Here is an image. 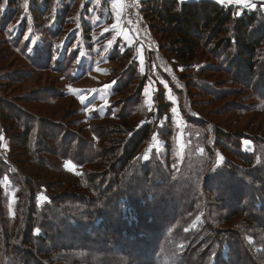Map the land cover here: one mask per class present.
<instances>
[{"label": "rangeland", "instance_id": "374dc122", "mask_svg": "<svg viewBox=\"0 0 264 264\" xmlns=\"http://www.w3.org/2000/svg\"><path fill=\"white\" fill-rule=\"evenodd\" d=\"M212 1L236 15L264 13V0ZM124 2L128 22L115 20L112 0H0V161L5 164L0 171V259L2 244L12 240L10 233L32 209L25 185L12 182L13 174L35 186L32 199L36 193L37 208L49 203V195L76 189L87 194L82 180L106 172L121 156L130 131L147 123L153 132L136 155L139 175L149 170L172 181L173 175L183 173L184 179L192 180L190 186L180 184L177 189L187 188L189 193L178 208L189 207L188 226L197 227L204 210L213 212L216 224L226 230L247 225L240 216H226L227 221L220 222V203L215 200L220 199V186L207 176L220 173V166L226 160L233 162L236 152L233 145L223 148L215 133L242 136L238 138L241 153L262 161L258 151H264V88L260 89L259 80L226 70L230 64L225 57L208 46L198 48L189 64L176 60L169 50L170 34L143 13L142 3L135 9L133 0ZM41 5V12L34 15L30 7ZM121 30L134 38L130 46ZM137 30L154 51L139 46ZM185 79L191 88L185 86ZM196 83L208 88L199 91ZM179 89L183 90L177 97ZM160 94L170 103L169 118L162 114ZM27 127L34 143L29 152L21 149L18 138ZM60 131L80 139L79 146L70 147L72 151L92 144L85 165L59 157ZM44 132L51 138L45 139ZM127 207L122 210L130 219ZM35 220L33 236L43 231V220ZM244 237L253 243L249 235Z\"/></svg>", "mask_w": 264, "mask_h": 264}, {"label": "trees", "instance_id": "16d2710c", "mask_svg": "<svg viewBox=\"0 0 264 264\" xmlns=\"http://www.w3.org/2000/svg\"><path fill=\"white\" fill-rule=\"evenodd\" d=\"M141 3L143 13L170 34L169 50L176 60L189 64L196 58L198 48L208 46L225 57L230 64L226 70H232L236 77L259 80L260 89L264 88V60H261L264 59L261 50L264 13L243 11L236 15L212 0H142ZM42 7L30 8L37 15ZM150 26L153 28L151 23ZM185 80V86L191 88L189 79ZM196 86L199 91L208 88L197 83ZM180 90L183 89L177 90V97ZM159 97L162 114H166L170 103L164 95ZM170 115L168 112L167 117ZM27 131L28 127L18 138L22 139L21 149L29 152L34 143ZM152 132L149 123L130 131L121 156L115 157L109 169L98 177L89 175L82 180L87 194L76 189L66 195H49V203L41 208L36 206V193L32 199L35 186L13 174L12 182L25 185L32 209L30 214L26 210L25 221L19 220L18 228L10 233L12 240L2 244L0 264H264V151H258L262 161L257 160L239 150L238 138L242 136L221 132L218 137L215 133L223 148L236 146V152L232 153L234 161L226 160L220 166L224 179L220 184V199H215L220 203V222L227 221L226 216H240L247 225L238 224L235 230H226L216 224L218 219L213 212L204 210L201 223L191 228L189 207L178 210L179 202L185 197L188 200L189 193L187 188L177 189L180 184L190 186L192 180L184 179L183 173L173 175L172 181L161 174H149V170L139 175L136 155ZM62 134L60 131L58 135L62 151L59 157L85 165L93 152L92 144L72 151L70 147L79 146L80 139L77 137L75 141L74 135L70 138L67 132ZM43 137L51 138L48 132ZM67 139L68 148L64 151ZM0 164L1 171L5 164L1 161ZM78 187L81 188L79 184ZM236 190H240L238 197L234 195ZM126 205L132 213L130 219L122 210ZM35 219L43 220V231L33 236ZM246 235L253 243L247 242ZM35 238L37 243L33 242ZM17 240L20 243L14 242Z\"/></svg>", "mask_w": 264, "mask_h": 264}, {"label": "crops", "instance_id": "0c3cea01", "mask_svg": "<svg viewBox=\"0 0 264 264\" xmlns=\"http://www.w3.org/2000/svg\"><path fill=\"white\" fill-rule=\"evenodd\" d=\"M180 1L188 2L189 0H180ZM192 1H198V0H192ZM190 2H191V0H190ZM140 3H141V1L140 2L138 1L137 6L134 8L138 9ZM112 7H113V11H114L115 20L124 21V19H125L126 22H128V18L126 17V15H124V7H126L124 0H112ZM133 13H134V15H136L135 12H133ZM138 28H139V26H138ZM127 31H128V33H130V31L128 29H127ZM125 34H126V32L121 30L120 35H122V38H124L126 40V43L130 46L131 43L134 41V38L130 39ZM137 36L141 42V44L139 46H141L143 49L146 48L147 52L154 51L151 48V46L147 43L148 41L144 38V35L139 33L138 30H137Z\"/></svg>", "mask_w": 264, "mask_h": 264}, {"label": "snow or ice", "instance_id": "6c2138e0", "mask_svg": "<svg viewBox=\"0 0 264 264\" xmlns=\"http://www.w3.org/2000/svg\"><path fill=\"white\" fill-rule=\"evenodd\" d=\"M217 2H221L222 3L223 0H217ZM234 2L237 3V4H243L245 2V0H234ZM145 91L147 93V89ZM172 111L176 112L177 109L173 108ZM2 139H3V137H0V140H2ZM66 167L69 168V170H71L73 165L71 163H68V164H66ZM215 173H216V175H212V174L208 175L207 176L208 180L211 181V182H215L217 184V186H220V184L223 181L224 177H223L222 174L218 173L217 171ZM36 231L38 232L39 229H37Z\"/></svg>", "mask_w": 264, "mask_h": 264}, {"label": "bare ground", "instance_id": "6f19581e", "mask_svg": "<svg viewBox=\"0 0 264 264\" xmlns=\"http://www.w3.org/2000/svg\"><path fill=\"white\" fill-rule=\"evenodd\" d=\"M137 3H138V1L136 0V2L134 3V6H135V7L137 6Z\"/></svg>", "mask_w": 264, "mask_h": 264}, {"label": "built area", "instance_id": "2783aa9c", "mask_svg": "<svg viewBox=\"0 0 264 264\" xmlns=\"http://www.w3.org/2000/svg\"><path fill=\"white\" fill-rule=\"evenodd\" d=\"M138 1V0H137ZM142 1V0H141ZM133 2L135 3L136 2V0H133ZM133 4V3H132ZM133 7H135L134 5H133Z\"/></svg>", "mask_w": 264, "mask_h": 264}]
</instances>
